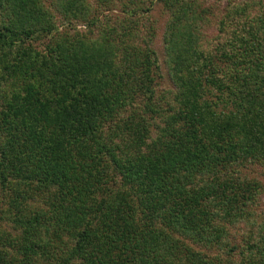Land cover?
<instances>
[{
	"label": "trees",
	"instance_id": "obj_1",
	"mask_svg": "<svg viewBox=\"0 0 264 264\" xmlns=\"http://www.w3.org/2000/svg\"><path fill=\"white\" fill-rule=\"evenodd\" d=\"M160 1L164 107L111 0H0V264H264V221L225 244L262 189L242 169L264 166V16L226 8L218 67L190 2Z\"/></svg>",
	"mask_w": 264,
	"mask_h": 264
},
{
	"label": "rangeland",
	"instance_id": "obj_2",
	"mask_svg": "<svg viewBox=\"0 0 264 264\" xmlns=\"http://www.w3.org/2000/svg\"><path fill=\"white\" fill-rule=\"evenodd\" d=\"M53 0H44L45 4L51 8L55 13L53 6L51 5ZM111 0L110 4L101 5L98 7V16L102 22H107L110 26H117L118 30L121 28L118 26L122 24L125 25L126 21L132 20V27H134L135 36L128 40L140 47H144L145 44H149L151 48L156 52L159 74L160 77L156 78L157 85L155 86V101L160 102L163 107L165 103L162 102L160 98L164 90H170L172 88V83L169 78L168 66L165 57V44L163 41L165 28L168 24L170 13L174 7L168 6L160 0ZM192 5V10L203 17L202 20L198 22L200 24L199 34L200 43L202 47L214 54L215 61L218 67H226L225 63L221 61L220 48L224 45L223 40L219 38L222 36L221 28L219 27V20L223 17L226 8L230 6H239L246 9V13L253 18H261L264 16V0H187ZM92 4L96 5L94 0ZM196 7V9L194 8ZM135 13H130V11ZM264 19V17H262ZM56 24L58 32H65L69 30L74 31V26L65 27L66 23L58 15L56 17ZM85 25L78 26L81 33H86L87 35H97L96 30H88ZM91 31V32H90ZM91 33V34H90ZM127 38V36L125 37ZM130 38V37H129ZM128 38V39H129ZM47 39H40L33 42L38 49L44 47ZM225 46V45H224ZM230 70L233 69L230 67ZM157 122L160 121L156 119ZM242 173L248 179H256L262 183V189L260 194V199L253 206L251 214H246L238 223L228 226V237L229 241L225 239V244L239 245L244 248L245 240H247L250 235H254L259 226L264 221V166L262 165H248L242 169ZM38 203L34 202L33 206L37 207ZM220 252L227 256V250H221V247H215L210 250V252ZM239 248H236L232 253V258L238 260L241 256L239 254ZM235 255V256H234Z\"/></svg>",
	"mask_w": 264,
	"mask_h": 264
}]
</instances>
